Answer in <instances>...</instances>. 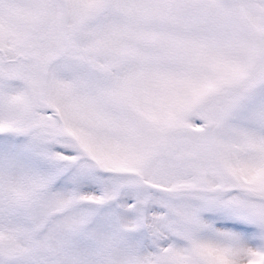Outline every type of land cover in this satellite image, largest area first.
Returning <instances> with one entry per match:
<instances>
[{"label": "snow or ice", "instance_id": "snow-or-ice-1", "mask_svg": "<svg viewBox=\"0 0 264 264\" xmlns=\"http://www.w3.org/2000/svg\"><path fill=\"white\" fill-rule=\"evenodd\" d=\"M0 264H264V0H0Z\"/></svg>", "mask_w": 264, "mask_h": 264}]
</instances>
